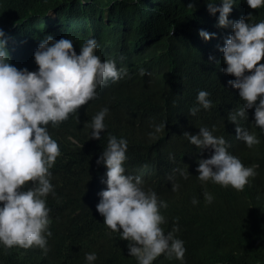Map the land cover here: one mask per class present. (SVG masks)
<instances>
[{
	"label": "trees",
	"instance_id": "1",
	"mask_svg": "<svg viewBox=\"0 0 264 264\" xmlns=\"http://www.w3.org/2000/svg\"><path fill=\"white\" fill-rule=\"evenodd\" d=\"M249 13L250 23L264 20V7L253 10L246 0H235L228 19ZM218 17L219 12L208 11L207 0H0V30L9 63L17 69L25 63L28 71H37L34 52L51 35L70 39L77 54L94 38L96 55L128 73L118 91L126 116L117 122L106 117L110 129L99 140L89 138L84 120L90 115L82 108L54 129L73 137L60 142L61 155L50 169L48 250L0 244V264H89V253L97 257L91 264H138L128 254L129 242L91 208L96 184L106 190L107 169L96 161L109 135L127 140L125 174L140 177V187L167 204L161 208L162 227L165 234L178 227L173 236L186 249L183 259L165 253L153 264H264V130L254 123V109L238 124L229 120L243 102L228 84L235 77L222 71L226 64L219 49L232 29L218 27ZM201 30L214 36L205 41ZM201 90L209 93L210 109L197 103ZM192 107L200 108L196 115L190 114ZM77 118L82 122L75 129ZM162 123L164 131L156 132ZM236 126L255 133L260 143L247 147L237 138ZM201 127L223 137L228 152L239 155L245 167L257 165L242 191L198 179L199 161L213 150L198 149L183 133L196 135ZM205 194L213 197L211 203ZM194 198L198 203H192Z\"/></svg>",
	"mask_w": 264,
	"mask_h": 264
},
{
	"label": "clouds",
	"instance_id": "2",
	"mask_svg": "<svg viewBox=\"0 0 264 264\" xmlns=\"http://www.w3.org/2000/svg\"><path fill=\"white\" fill-rule=\"evenodd\" d=\"M246 2L253 10L264 7V0ZM234 3L235 0H220L221 6L216 7L215 0H207L208 11L219 12L217 26L232 29L219 51L226 64L222 71L235 77L228 84L238 90L243 106L232 112L229 120L238 124V118L246 119L247 110L254 109V123L264 130V20L250 23L249 13L230 21ZM198 34L205 41L214 36L204 30ZM3 37L0 30V244L47 251L52 218L46 197L54 195L50 169L61 155L60 142L73 137L66 132L57 135L54 129L82 108L90 115L84 120L89 138L99 140L101 133L110 129L105 124L106 117L117 122L126 116L127 106L118 98V91L120 79L128 73L124 68L117 69L114 60L102 61L96 55L99 46L94 38L87 39L77 54L70 39L54 40L51 35L45 36L34 52L38 70L28 71L25 63L17 69L9 63L7 40ZM144 74L145 70L140 69V75ZM208 97L204 90L197 95L198 105L206 110L213 106ZM199 110L192 107L189 111L196 115ZM81 122L77 118L74 128ZM164 129L162 123L155 130ZM235 132L249 148L260 143L255 133L240 126L235 127ZM183 136L200 150H213L210 158L199 161L200 181L242 191L255 177L257 165L245 167L239 155L228 152L225 139L214 136L208 128L201 127L196 135L184 132ZM127 147L126 139L109 135L96 161L107 169L106 190L96 184L91 208L111 231L119 232L129 242L128 254L138 264H153L165 253L183 259V241L173 236L178 227L167 234L162 227L165 217L161 208L167 204L154 191H144L140 177L125 174ZM28 184L33 186L25 190ZM178 188L173 186L174 191ZM205 198L212 202L210 194ZM192 203L198 201L194 198ZM96 258L95 253L86 254L89 264Z\"/></svg>",
	"mask_w": 264,
	"mask_h": 264
},
{
	"label": "bare ground",
	"instance_id": "3",
	"mask_svg": "<svg viewBox=\"0 0 264 264\" xmlns=\"http://www.w3.org/2000/svg\"><path fill=\"white\" fill-rule=\"evenodd\" d=\"M230 260V259H229ZM180 264V263H179ZM227 264V263H226Z\"/></svg>",
	"mask_w": 264,
	"mask_h": 264
}]
</instances>
